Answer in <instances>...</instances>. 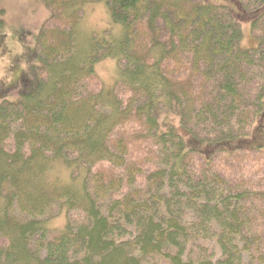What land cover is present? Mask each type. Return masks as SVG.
Wrapping results in <instances>:
<instances>
[{"label":"trees","instance_id":"16d2710c","mask_svg":"<svg viewBox=\"0 0 264 264\" xmlns=\"http://www.w3.org/2000/svg\"><path fill=\"white\" fill-rule=\"evenodd\" d=\"M88 1L44 0L65 15L39 37L37 87L0 105V264H264V145L237 147L264 131V0H227L252 49L207 0H99L121 31L82 41Z\"/></svg>","mask_w":264,"mask_h":264},{"label":"rangeland","instance_id":"374dc122","mask_svg":"<svg viewBox=\"0 0 264 264\" xmlns=\"http://www.w3.org/2000/svg\"><path fill=\"white\" fill-rule=\"evenodd\" d=\"M213 4L229 6L235 10V17L242 23L243 41L242 49H252L258 46V43L251 32L249 20L242 17L238 4L227 0H207ZM105 3L99 0H90L83 3L79 10L75 9L73 18L78 23L79 35L81 40H90L93 37L100 36L105 31L111 29L106 28L97 30L89 28L86 25V20L89 15V7ZM236 4V5H235ZM94 10V9H93ZM108 11V10H107ZM63 17L64 9L55 10L48 7L44 0H0V71L5 73V76L0 80V105L9 103H18L24 93L32 92L37 87L36 71L41 67V61L37 54V44L42 31L47 27H60L61 20L54 19V14ZM109 13V11H108ZM110 14V13H109ZM11 33V36L8 34ZM23 47L22 55L15 54V44ZM11 45V46H10ZM8 58V62H4V58ZM27 65L26 70L22 67ZM98 79L107 89H112L117 79V64L112 59L102 61L96 66ZM11 78V83H9ZM182 114L179 108H166L158 113L160 131L165 132L172 127L176 132L182 130L181 126ZM264 145V131L261 123L258 122L247 140L237 143L240 148H252ZM216 167L223 168L221 161H216ZM260 174L257 180H260ZM65 216L60 219L51 221L49 227L52 229V237L58 236L65 226Z\"/></svg>","mask_w":264,"mask_h":264},{"label":"clouds","instance_id":"9594fccd","mask_svg":"<svg viewBox=\"0 0 264 264\" xmlns=\"http://www.w3.org/2000/svg\"><path fill=\"white\" fill-rule=\"evenodd\" d=\"M94 9V10H93ZM86 25L89 28H94L97 30H103L106 28H112L113 30V35L117 36L119 35L121 31V25L119 24H113L111 20V16L108 13L107 9L103 6V4H98V5H92L89 7V15L86 20ZM11 36V33L8 34ZM11 46V45H10ZM15 54L22 55L24 52V49L21 45L18 43L15 44ZM4 62H8V58H4ZM25 70L27 68V65L22 66ZM5 76V73L3 71H0V80H2ZM9 83H11V78H9ZM65 180H67V176L64 177Z\"/></svg>","mask_w":264,"mask_h":264}]
</instances>
